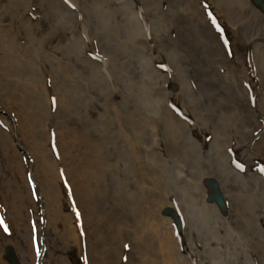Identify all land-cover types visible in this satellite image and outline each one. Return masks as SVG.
<instances>
[{
	"label": "rangeland",
	"instance_id": "1",
	"mask_svg": "<svg viewBox=\"0 0 264 264\" xmlns=\"http://www.w3.org/2000/svg\"><path fill=\"white\" fill-rule=\"evenodd\" d=\"M40 245L264 264V0H0V259Z\"/></svg>",
	"mask_w": 264,
	"mask_h": 264
},
{
	"label": "bare ground",
	"instance_id": "2",
	"mask_svg": "<svg viewBox=\"0 0 264 264\" xmlns=\"http://www.w3.org/2000/svg\"><path fill=\"white\" fill-rule=\"evenodd\" d=\"M63 13H64V11L62 12L61 15H63ZM129 34H132V33H129ZM146 68L149 71V72H147L148 73L147 76L149 77L148 79L151 80L150 77H151V74H153V71L150 68H148L147 66H146ZM144 71H145V69H144ZM151 83H152V80H151ZM149 90H153V88L151 86H149ZM139 95L145 101L146 105L149 106V107H151V104L148 102V98L146 96L144 97L141 93H139ZM31 135H32L31 132H29V136H31ZM41 148L42 147H40L39 149H41ZM86 173L87 172L85 170L81 173V182H79L78 183V186H77L78 187V190H77L78 191V194L81 195L84 199H87V198L90 199V197L91 198H96V197L97 198H100L101 197V193H100L99 188L97 187L99 185H97L96 181L93 178L91 179V177H89V176L86 177V175L88 174V173L87 174ZM93 189L95 190V193H96L95 195L91 194ZM45 190H46V193H48L49 189L48 188H45ZM57 197H58L57 193H56V195H52L53 205L55 206V214L56 215H59V217L62 220L67 221V223H68L69 217H71V216H70V214L63 212V210H62L61 207L63 206V202L64 201H61L60 204H59L57 202ZM69 224H70V226H72L71 221L69 222ZM75 243L77 245L78 244V241L76 240ZM0 264H5V263L0 259Z\"/></svg>",
	"mask_w": 264,
	"mask_h": 264
},
{
	"label": "water",
	"instance_id": "3",
	"mask_svg": "<svg viewBox=\"0 0 264 264\" xmlns=\"http://www.w3.org/2000/svg\"><path fill=\"white\" fill-rule=\"evenodd\" d=\"M10 258H11V255H10Z\"/></svg>",
	"mask_w": 264,
	"mask_h": 264
}]
</instances>
